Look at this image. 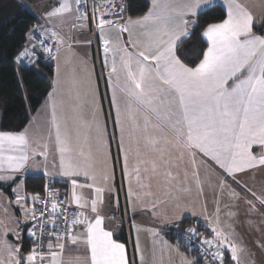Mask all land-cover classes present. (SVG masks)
<instances>
[{
    "label": "snow or ice",
    "instance_id": "obj_1",
    "mask_svg": "<svg viewBox=\"0 0 264 264\" xmlns=\"http://www.w3.org/2000/svg\"><path fill=\"white\" fill-rule=\"evenodd\" d=\"M218 5L219 0H149L143 15L125 19L120 16L125 10L123 3L114 4L119 9L115 15L124 19L123 24L104 19L113 14L107 9L97 18L99 9L93 6L91 19L103 46L114 129L109 133L99 87L91 74L83 78L73 74L66 92L54 87L48 94L50 113L43 124L30 121L22 131L0 130V173H8L0 174V181L15 179V173L28 168L30 160L37 163V158L43 160L44 176H50L51 156L56 175L70 181L71 204L78 210L70 213V220L64 218L65 230L61 233L57 220L67 210L61 207L66 201L59 200L55 190L48 192L46 185L47 195L42 197L39 193L21 195L14 188L21 217L15 227L5 226L0 234V264H129L125 244L114 238L101 214L105 193L114 187L110 183L114 170L110 173L107 167L113 160V142L130 201L133 182L140 189H148L143 194L151 196L155 181L179 209L183 199L180 194L191 192L189 167L191 181L203 193L199 157L207 167L221 171V190L229 186L231 178L246 193L244 200L251 210L256 211L257 204L264 207V190L259 194L252 191L238 176L264 168V34L254 33V15L239 0H223L225 17L201 25L199 17L210 15ZM87 9L88 0H57L44 19L46 23L73 19L81 23H72L70 31L84 28L83 22L89 20ZM113 28L118 29L115 40L106 35ZM41 29L43 25L31 28L28 38L31 41L40 32V46L45 40H53V59H59L61 46L72 51L71 43L66 44L55 25L51 30ZM197 30L206 47L190 66L182 59L180 49ZM71 39L69 35L68 41ZM36 47L32 45L31 53L25 47L18 53L17 63L25 58L34 63ZM43 51L52 54L51 47ZM56 83H61L59 67ZM78 188L89 191L77 192ZM135 195L140 198V193ZM230 195L239 199L241 193L233 189ZM39 204L45 207H36ZM21 219L34 222L27 229L34 241L27 254L21 244L8 240L9 234L20 239ZM176 219H180L179 214ZM49 224L51 229H47ZM207 226L212 238L202 237L195 228L186 229L189 239L201 236L199 251L205 264H225V251L234 264H241L244 249L222 229L211 223ZM136 230L139 232V228ZM149 231L157 235L155 230ZM69 244L77 246V252L82 245L85 255L65 259ZM136 247L139 251L138 239ZM182 262L195 264L183 256Z\"/></svg>",
    "mask_w": 264,
    "mask_h": 264
},
{
    "label": "crops",
    "instance_id": "obj_2",
    "mask_svg": "<svg viewBox=\"0 0 264 264\" xmlns=\"http://www.w3.org/2000/svg\"><path fill=\"white\" fill-rule=\"evenodd\" d=\"M22 7L32 12L38 19L37 25H43V29L51 30L55 25V30L65 38L66 44L71 43L72 51L68 52L66 46L60 48L59 59H47L54 66V75L51 79L52 89L56 87L58 92L64 93L67 91V82L75 74L76 78L87 77L91 74V79L94 84L99 87V100L104 109V119L107 120L108 130L111 133L114 129L112 117L109 115L110 110V92L108 91L106 73L107 70L103 66V50L99 55V60L96 57L94 41L102 45L98 37L94 36L92 27L95 23L89 16V20L83 23L84 28H75L70 31L72 23H81L69 19L66 22L59 20L53 23L45 22V14L57 3V0H16ZM252 14L254 15L253 31L257 35L264 34L259 28L258 21H264V0H239ZM219 5L223 7V0H219ZM135 19V18H133ZM36 25V26H37ZM43 29H41L43 31ZM118 29H110L106 35L116 39ZM71 36V41H68V36ZM124 39H127V33L124 34ZM32 48V47H31ZM35 51L41 53L36 47ZM41 55H43L41 53ZM45 57V55H43ZM56 56V55H55ZM70 61V62H69ZM59 67V80L61 83L57 85V68ZM50 101L49 96L46 98L39 110L31 116L32 122L43 124L49 117ZM114 115V113L112 114ZM1 123V119H0ZM30 123V122H29ZM29 126V124H28ZM113 160L108 164L109 172L114 170V179L110 181L114 185L113 191L105 193V204L102 208V215L105 216V225L113 230L114 235L121 228L115 222L110 221L108 217L115 215L118 219H122L126 214L131 222L130 233L128 234V244H125L129 258V264H183L182 256L189 260L193 258L183 251L175 242L172 241L171 232L176 231V226L186 219L197 221L205 228L207 238H212L211 229L207 226L211 223L212 226L222 229L229 239L235 244L244 249L241 253V264H264V207L257 204V210L253 211L250 206L245 203L244 196L246 193L229 178V186H225L223 190L219 187L221 179V171L219 169L209 168L200 162L199 165L200 178L202 181L201 187L203 193L195 183L191 181V168L189 167V186L191 192L180 194L183 199L180 201L181 207H174L176 201L171 199L167 191L163 187H158L153 181L151 191L153 195L146 196L143 193L148 189H140L135 182L132 183L133 197L131 201L128 197V183L124 180L121 165L116 162L117 148L115 142L112 143ZM48 171L50 176L43 174V160L37 158V163L29 161V166L19 173H15V179L23 183L25 188V179L28 177L48 178L59 182L70 183L68 178H61L56 175V169L51 166V156L48 163ZM8 175V173H0ZM242 178V183L247 185L252 191L258 194L264 190V168H257L245 173L238 174ZM260 177V178H258ZM181 178L183 173L181 172ZM81 182H82V178ZM12 180L0 181L1 186H11L14 183ZM71 184V183H70ZM235 189L241 193L239 199L230 195L231 190ZM1 190V188H0ZM83 191L87 193L88 189H77V192ZM135 193H140V198L137 199ZM13 194V193H12ZM14 197V196H13ZM249 198L250 194H249ZM155 204V207H153ZM217 208L219 214L217 215ZM87 211V210H86ZM153 213H156L155 215ZM192 213L196 215L193 216ZM232 213V215H229ZM177 214L180 219H176ZM207 217V220L205 219ZM219 220V223H217ZM245 226V228H244ZM139 228V232H137ZM149 230H155L156 236H153ZM115 238V236H114ZM139 240V251H137L136 243ZM122 243V242H121ZM77 246L67 245L65 250V259L76 255L83 257V246H79L80 251H76ZM230 253L225 251V257L229 264H234L230 260Z\"/></svg>",
    "mask_w": 264,
    "mask_h": 264
},
{
    "label": "trees",
    "instance_id": "obj_3",
    "mask_svg": "<svg viewBox=\"0 0 264 264\" xmlns=\"http://www.w3.org/2000/svg\"><path fill=\"white\" fill-rule=\"evenodd\" d=\"M148 3L149 0H124L127 17L137 18L143 15L147 11L145 5ZM225 15V10L218 5L212 9L210 15L200 16L199 22L206 26L209 23L220 22ZM37 23L36 16L16 0H0V113L2 114L0 130L22 131L28 126L31 116L39 110L52 89L51 79L54 75V66L51 62L45 61L41 53H38L34 64L29 67H23L16 61L18 53L29 46L31 42L28 38L29 30L36 27ZM205 47L206 42L202 40L197 30L181 45L180 54L184 62L191 66ZM17 67H19L18 70ZM42 74H45L47 78H44ZM44 187L45 178L28 177L25 179L26 193L42 195ZM0 188L13 198L10 186L0 185ZM188 228H195L207 236L201 224L195 220L186 219L176 226L175 232H171L172 241L188 253L195 264H201L194 253L190 252L176 235L177 232ZM114 236L119 242L128 244L124 228L121 227ZM18 244L22 245L23 252L27 254L33 241L25 234ZM226 264H229L227 258Z\"/></svg>",
    "mask_w": 264,
    "mask_h": 264
},
{
    "label": "built area",
    "instance_id": "obj_4",
    "mask_svg": "<svg viewBox=\"0 0 264 264\" xmlns=\"http://www.w3.org/2000/svg\"><path fill=\"white\" fill-rule=\"evenodd\" d=\"M121 3H123V5H124V0H88L87 12H88V15H90V18H92L93 6L95 5V7L99 9V11L96 12L97 18H99V16L107 9L110 12H112L113 14L105 16L104 19L113 20L117 24H123L124 19H118L117 16L115 15V13H117L119 11V9L113 7L114 4L119 5ZM124 9H125V7H124ZM120 16L124 17L125 19L127 18L125 10L123 13H120ZM113 29H115V28H113ZM92 30L94 32V36L98 37V30L96 29L95 24L93 25ZM45 35H48V33H45ZM39 38H40V32H37V34L31 40L32 44L37 45L38 50L43 55H45V58L50 59V58L54 57L56 55V46L54 44V41L51 39L45 40L43 46H40ZM47 47L52 48V54L51 55H49L48 53L43 51V48H47ZM94 47H95V51H96L97 60H99V55H100L101 51L103 50V46L100 45V43H98L97 39H95ZM29 52L31 53L32 51L29 50ZM32 59L35 61L37 59V54L34 57H32ZM19 63L23 67H29V66H32L34 64V63H31L28 58L21 60ZM46 185L48 188V192H52L53 190H55L58 193V199L62 200V201H66V204L61 205V207L66 208L67 210L64 212L63 216L57 220V229L60 230L61 233H63L65 230V225L63 223L64 218L67 217L70 220V218H71L70 213L72 211H78L75 208V205L71 204V184L67 183V182H59V181H55V180L46 178L45 179V186ZM45 195H47V193L45 192V187H44V192L41 196L43 197ZM69 205H70V207H69ZM36 207L44 208L45 205L39 204ZM47 215H48V212L46 210L45 216H47ZM108 219L110 221L115 222V223L117 222V224L122 226V228L125 229V232H126L127 237H128V234L130 233L131 222H130V220L126 214L123 215L122 219H118L115 215L109 216ZM33 223L34 222L30 220L29 226H32ZM51 228H52V225H50V224L47 225V229H51ZM197 232L200 233L202 235V237H207L204 233L199 232V231H197ZM176 235L178 236V240L181 241V243L183 245H185L190 252L194 253L195 257L197 259H199L201 264H205V260H204L203 256L201 255V252L199 251V249H200L199 240L201 239V236H197V237H193V238L189 239V233L186 231V229L177 232ZM32 241H33V239H32ZM42 243H44L46 245L47 239H44L42 241ZM224 259H225V264H226V257L225 256H224ZM216 264H219V262H216Z\"/></svg>",
    "mask_w": 264,
    "mask_h": 264
},
{
    "label": "rangeland",
    "instance_id": "obj_5",
    "mask_svg": "<svg viewBox=\"0 0 264 264\" xmlns=\"http://www.w3.org/2000/svg\"><path fill=\"white\" fill-rule=\"evenodd\" d=\"M258 24H259L260 30L264 33V21L260 20V21H258ZM32 45H33L32 42H30V44L28 46V49L30 51H32V48H31ZM35 53L38 56L39 52L35 51ZM18 69H19V67H17V70ZM42 76L44 78H47L45 74H42ZM1 115L2 114L0 113V119H2ZM258 178H260V177H258ZM240 179L242 180L241 177H240ZM11 182L14 183V186L12 185V187H13L12 188V193H13L12 195L14 196L13 198H11L4 190H2V189L0 190V234L3 233L5 226H7L8 228L15 227L16 226V221L18 219H20V217H21L20 208L15 203L16 193L13 192V189L16 188L21 195L28 194L25 191L23 183H20V182H18V180H14V179ZM10 188H11V186H10ZM28 206H31V201L30 200H29V205ZM16 210H17L18 214H17ZM29 223H30V220L27 221V222H24L21 219L20 220V227H21L22 230L19 232L20 239L16 240V238L14 236L9 234V236H8L9 242L10 243H19L20 241H22V239H23L25 234L28 236L27 229L31 227V226H29ZM116 224H117V222H116ZM117 225H119V224H117ZM120 227H122V226H120ZM244 228H245V226H244Z\"/></svg>",
    "mask_w": 264,
    "mask_h": 264
}]
</instances>
